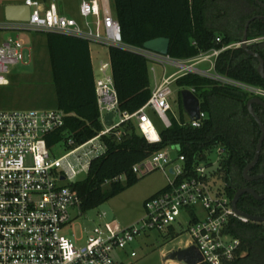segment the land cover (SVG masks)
<instances>
[{
    "label": "built area",
    "instance_id": "obj_1",
    "mask_svg": "<svg viewBox=\"0 0 264 264\" xmlns=\"http://www.w3.org/2000/svg\"><path fill=\"white\" fill-rule=\"evenodd\" d=\"M25 4L31 9L28 20H7L1 26L17 32L70 34L141 54L149 62L155 86L142 108L134 113L123 111L111 61L101 60L98 66L100 75L94 70L104 129L79 145L69 138L49 146V136L64 127L68 116L61 108L0 109V264H117L113 257L115 250L132 247L137 238L151 231L176 236V225L184 221L189 224L191 239L181 248L196 246L203 256L202 263L226 264L239 257L242 239L231 234L228 228L233 219L247 220L236 214L232 198L226 191L227 184L220 171V159L224 153L221 147L217 148L219 168L213 172L209 171L207 160L189 163L178 146L176 157L171 156L167 147L135 164L133 171L137 175L166 167L173 175L165 188L146 200V215L140 224L124 227L119 222L105 221L104 213L99 215L100 223L92 229L82 230L80 236H68L63 229L83 213L81 197L73 184L81 179L82 173H88L94 158L106 152L102 136L114 131L120 137L122 125L135 120L149 142H160L161 134L147 109L154 110L165 127H170L169 112L173 111L171 85L179 77L196 73L264 97L263 88L215 71L219 55L228 48L240 47L241 43L215 47L193 58L178 59L124 42L112 0H83L79 7L81 20L61 13L54 1L25 0ZM258 40L249 39V43ZM216 41L222 40L217 37ZM25 49L19 34L0 44V85L11 83L8 76L10 66L25 62ZM202 63H209V66L200 68L198 65ZM157 65L163 67L162 75L157 74ZM167 65L175 67V71L168 74ZM190 90L195 93L194 89ZM109 112H114L113 122L106 125L104 117ZM205 118L206 113L201 109L198 119L186 123L200 127ZM152 131L157 133L156 137L152 136ZM57 146L65 148L66 152L61 156L52 154L51 150ZM121 178L115 177L107 183ZM217 180H221L222 185L218 186ZM63 181H69V184H61ZM131 256H137V252L132 250Z\"/></svg>",
    "mask_w": 264,
    "mask_h": 264
},
{
    "label": "trees",
    "instance_id": "obj_2",
    "mask_svg": "<svg viewBox=\"0 0 264 264\" xmlns=\"http://www.w3.org/2000/svg\"><path fill=\"white\" fill-rule=\"evenodd\" d=\"M112 4L124 42L144 46L149 39L169 37V55L178 59L193 58L200 52L240 42L247 21L255 15H264V7L256 0H112ZM43 34L47 38L57 107L68 113L64 127L49 136V146L69 138L75 145L82 144L104 129L95 89L91 42L64 33ZM248 36L259 39L251 47L264 58V19L250 24ZM217 37L222 41L217 42ZM109 58L120 108L134 113L152 95L149 62L143 55L117 46L109 47ZM257 64V59L243 48L232 47L219 55L215 71L264 89V78L258 73ZM176 84L181 114L178 117L172 114V125L159 130L160 142H149L135 120L122 125L120 137L114 131L102 136L106 152L94 158L86 176L73 184L81 197L83 212L137 183L140 177L133 166L172 145L181 149L189 163L206 161L214 149L223 148L220 171L228 195L233 198L236 189L241 187L264 192V179L248 181L243 176L245 166L255 156L261 135L260 126L247 105L256 95L243 87L196 73L179 77ZM186 88L195 90L206 113L200 127L186 123L181 95ZM254 108L264 122V106L254 104ZM258 173H264V144L260 160L251 171V174ZM118 176L125 177L127 184L123 185L121 180L107 183ZM239 207L263 215L264 199L245 194L240 198ZM228 231L242 239V247L239 257L226 264H264V223L233 219Z\"/></svg>",
    "mask_w": 264,
    "mask_h": 264
},
{
    "label": "rangeland",
    "instance_id": "obj_3",
    "mask_svg": "<svg viewBox=\"0 0 264 264\" xmlns=\"http://www.w3.org/2000/svg\"><path fill=\"white\" fill-rule=\"evenodd\" d=\"M69 7L66 13L69 16L80 18L77 4L83 0H59ZM7 2L14 4H24L25 0H0V44L10 37L20 35L24 40L25 62H20L16 65H11V73L8 75L11 83L9 85H0V109H21V108H54L57 107L56 88L53 83V75L51 61L47 46V38L43 33L31 31H14L12 29L1 26L6 23V6ZM90 48L92 51L94 69L96 74L100 75L98 66L101 60L108 61L109 47L91 42ZM200 68H207L209 63L198 65ZM157 74L162 75L163 67L157 65ZM175 71V67L167 65V73ZM150 75L153 73L150 71ZM153 84V82H152ZM173 90V100L171 105L173 113L177 116L181 114L179 103L175 101L178 96L179 87L176 82L171 85ZM185 110V109H184ZM157 130L165 129L164 123L161 121L157 113L151 108L147 109ZM172 112L169 114L172 117ZM186 121L191 120L189 114L185 111ZM118 121V117L116 118ZM171 156L176 157L177 146L168 147ZM52 154L61 156L66 152L65 148L55 147L52 149ZM209 171L213 172L219 168L217 161V150L214 149L209 154ZM213 163V164H212ZM86 173H82L79 178H84ZM140 179L134 185L126 188L121 193L110 198L100 206L81 213L71 223L64 227L63 233L71 236L75 234L80 236L82 230L92 229L96 224L101 222L99 215L105 213V221L119 222L124 227H129L134 224H140L146 215L145 202L146 200L165 188L169 183V178L173 175L169 172L168 167L159 168L147 174H139ZM123 185L127 184L125 177L121 178ZM61 184L68 185L69 181H63ZM217 185H222L221 180H217ZM106 187L108 188L109 185ZM201 212V208H199ZM178 234L172 238L166 236L165 233L159 231H151L143 236H140L125 250H115L113 257L117 264H170L171 261L165 260L168 252L184 247L191 239L189 224L184 221L181 225H176ZM135 250L137 256H131V251ZM177 264H185L175 260Z\"/></svg>",
    "mask_w": 264,
    "mask_h": 264
},
{
    "label": "water",
    "instance_id": "obj_4",
    "mask_svg": "<svg viewBox=\"0 0 264 264\" xmlns=\"http://www.w3.org/2000/svg\"><path fill=\"white\" fill-rule=\"evenodd\" d=\"M261 6L264 7V2L261 0H256ZM31 9L27 4H12L6 6V20L10 21H26L30 18ZM257 19H264V15H255L251 17L244 29V34L242 40L240 41V47L243 48L248 54L252 55L257 59V71L264 78V58L263 56L255 51L251 44L249 43L248 31L250 24ZM170 38L165 36L156 37L149 39L144 43V47L158 52L160 54H169L170 48ZM183 107L185 111L189 114L191 119H198L200 117L201 104L198 96L190 89H182L181 91ZM254 104H259L264 106V99L260 96H254L249 99L247 105L249 112L257 121L261 129V135L258 140L256 153L252 161H250L243 170V176L249 180H261L264 179V173L251 174L252 169L257 165L260 160V156L264 144V122L260 115L256 112ZM114 112H109L105 115L104 121L106 125H111L113 122ZM250 194L257 200L264 199V192L260 193L253 187H241L236 189V193L232 198L233 208L238 216L245 218L247 221H252L256 223H264V214L257 215L244 211L239 207L240 198L245 195ZM165 260H177L185 264H201L203 262V256L201 252L194 245H190L185 248L174 249L167 253Z\"/></svg>",
    "mask_w": 264,
    "mask_h": 264
},
{
    "label": "crops",
    "instance_id": "obj_5",
    "mask_svg": "<svg viewBox=\"0 0 264 264\" xmlns=\"http://www.w3.org/2000/svg\"><path fill=\"white\" fill-rule=\"evenodd\" d=\"M43 1H46V2H52V1H54L55 3H56V5H57V7H58V9H59V11L61 12V13H63V14H65V15H67L66 13L69 11V7H67L64 3H62L61 1H59V0H43ZM12 4H14L13 2H7L5 5H12ZM80 4L81 3H79V4H77V8L79 9V7H80ZM80 15V14H79ZM69 16V15H68ZM72 16V15H71ZM73 17H76V16H73ZM5 18H6V15H5ZM77 19H79V20H81V17L80 18H78V17H76ZM91 57H92V51H91ZM92 62H93V57H92ZM93 66H94V63H93ZM152 78V77H151ZM152 82H153V84H152V87H154L155 86V83H154V81H153V79H152ZM167 261H169V260H167ZM171 261V263L170 264H177L176 262H175V260H170ZM183 263V262H182Z\"/></svg>",
    "mask_w": 264,
    "mask_h": 264
},
{
    "label": "bare ground",
    "instance_id": "obj_6",
    "mask_svg": "<svg viewBox=\"0 0 264 264\" xmlns=\"http://www.w3.org/2000/svg\"><path fill=\"white\" fill-rule=\"evenodd\" d=\"M152 136H153V137H156V136H157V133L154 132V131H152Z\"/></svg>",
    "mask_w": 264,
    "mask_h": 264
},
{
    "label": "flooded vegetation",
    "instance_id": "obj_7",
    "mask_svg": "<svg viewBox=\"0 0 264 264\" xmlns=\"http://www.w3.org/2000/svg\"><path fill=\"white\" fill-rule=\"evenodd\" d=\"M246 179V178H245ZM247 180V179H246ZM249 181V180H248Z\"/></svg>",
    "mask_w": 264,
    "mask_h": 264
}]
</instances>
